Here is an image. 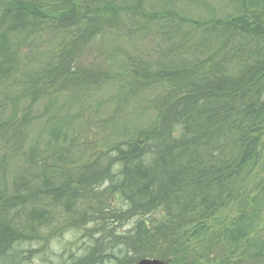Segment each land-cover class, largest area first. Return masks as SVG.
Wrapping results in <instances>:
<instances>
[{
	"label": "trees",
	"instance_id": "1",
	"mask_svg": "<svg viewBox=\"0 0 264 264\" xmlns=\"http://www.w3.org/2000/svg\"><path fill=\"white\" fill-rule=\"evenodd\" d=\"M41 1L0 0V76L18 72L17 38L35 32ZM50 1L65 6L56 13L59 28L77 27L75 52L113 25L126 27L128 37L131 22L156 26L154 37L167 42L164 55L126 65L130 88L164 91L150 103L157 122L103 154V166L47 165L33 146L29 167L10 187L6 154L15 155L24 139L20 128L8 131L10 121L0 123V144H11L8 151L15 144L0 157V264H29L33 250L25 255L20 245L44 241L50 207L71 212L76 229L92 226L84 253L57 264H264V236L256 231L264 222V0H227L228 14L213 10L198 19L168 8L144 12L132 0ZM72 53L52 72L85 80ZM229 206L237 216L217 226L213 218Z\"/></svg>",
	"mask_w": 264,
	"mask_h": 264
},
{
	"label": "rangeland",
	"instance_id": "2",
	"mask_svg": "<svg viewBox=\"0 0 264 264\" xmlns=\"http://www.w3.org/2000/svg\"><path fill=\"white\" fill-rule=\"evenodd\" d=\"M132 2L142 7L144 12L168 8L196 19L207 11L215 10L222 17L231 10L227 0H200L199 5L194 0ZM60 4L50 0L38 4L41 15L35 25L30 27L35 32L27 31L17 38L21 45L18 72L0 76V123L10 121L8 131L20 128L24 139L15 155L6 154L10 159L4 182L9 187L16 173L29 167L24 160H28L33 146L38 148L39 158L44 159L47 165L62 162L75 168L94 161L103 166V154L108 152L113 155L110 149L118 142L129 140L137 129L157 122V109L151 107L150 103L161 101L164 87L152 86L143 90H136L133 86L130 88V80L133 79L126 65L129 59L157 60L164 55L167 42L154 37L156 26L142 30L135 22H131L127 24L132 28L128 37L125 34L128 31L126 27L119 25L117 28L113 25L108 34L81 46L75 52L77 27H58L56 13L65 7ZM67 52L75 53L73 69L81 76L86 75L87 81L83 77L74 79L73 76L62 74L58 77L53 74L52 69L57 66L60 56L63 57ZM95 72L104 77L93 78ZM60 123V134L55 138L51 135V129ZM10 146L3 147L0 144V157ZM14 148L15 144L7 153ZM262 162L264 168V138ZM50 208L52 218L47 227L49 230L42 232L44 241L20 245L25 255L29 254L27 251L33 250L34 254L28 255L29 264H57L75 259L84 253L90 243L86 234L92 226L84 225L76 229L70 221L71 212L62 207ZM237 214L235 207L229 206L213 219L216 218L217 226L227 225ZM130 224L118 227V232L125 231ZM256 231L263 238L264 222L258 225ZM101 264H113V261Z\"/></svg>",
	"mask_w": 264,
	"mask_h": 264
},
{
	"label": "water",
	"instance_id": "3",
	"mask_svg": "<svg viewBox=\"0 0 264 264\" xmlns=\"http://www.w3.org/2000/svg\"><path fill=\"white\" fill-rule=\"evenodd\" d=\"M135 264H164V262L157 258H142Z\"/></svg>",
	"mask_w": 264,
	"mask_h": 264
}]
</instances>
